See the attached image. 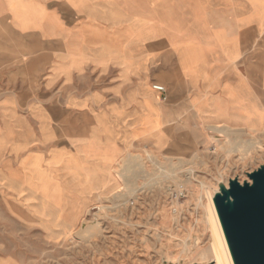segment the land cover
Returning a JSON list of instances; mask_svg holds the SVG:
<instances>
[{
  "label": "crops",
  "instance_id": "1",
  "mask_svg": "<svg viewBox=\"0 0 264 264\" xmlns=\"http://www.w3.org/2000/svg\"><path fill=\"white\" fill-rule=\"evenodd\" d=\"M263 132L264 0H0V184L27 154L89 207L137 151L187 170Z\"/></svg>",
  "mask_w": 264,
  "mask_h": 264
},
{
  "label": "rangeland",
  "instance_id": "2",
  "mask_svg": "<svg viewBox=\"0 0 264 264\" xmlns=\"http://www.w3.org/2000/svg\"><path fill=\"white\" fill-rule=\"evenodd\" d=\"M220 142L196 154L187 170L151 150L137 151L134 162L118 164L126 173L116 169L123 187L89 207L76 188L56 179L57 186H31L37 181L27 178L22 156L21 179L0 184V264H215L206 192L229 178L249 180L246 173L264 165V132ZM174 190H185V197L171 200Z\"/></svg>",
  "mask_w": 264,
  "mask_h": 264
},
{
  "label": "water",
  "instance_id": "3",
  "mask_svg": "<svg viewBox=\"0 0 264 264\" xmlns=\"http://www.w3.org/2000/svg\"><path fill=\"white\" fill-rule=\"evenodd\" d=\"M218 183L213 203L234 264H264V165Z\"/></svg>",
  "mask_w": 264,
  "mask_h": 264
},
{
  "label": "bare ground",
  "instance_id": "4",
  "mask_svg": "<svg viewBox=\"0 0 264 264\" xmlns=\"http://www.w3.org/2000/svg\"><path fill=\"white\" fill-rule=\"evenodd\" d=\"M248 142L251 144V143H254V140L251 139ZM136 175H137V173H136ZM134 176H135V174H134ZM128 185H130V184H128ZM212 191H213V193H208L209 191L206 192L208 195L207 198H208V202H209V207L211 208L213 219L215 221V225L212 228V242L208 248V252L211 254V258L213 259L215 264H234L232 261V257H231L229 248L227 246L225 237H224V233H223V230H222V227H221V224H220L214 203H213V199H212L213 194L215 193L216 189H213ZM93 226H92V224H89L90 228ZM65 232H67V231H65ZM90 234H92V232Z\"/></svg>",
  "mask_w": 264,
  "mask_h": 264
},
{
  "label": "built area",
  "instance_id": "5",
  "mask_svg": "<svg viewBox=\"0 0 264 264\" xmlns=\"http://www.w3.org/2000/svg\"><path fill=\"white\" fill-rule=\"evenodd\" d=\"M152 87L157 90V91H160V92H163L164 91V87L160 84H153ZM170 198L171 200H175V201H178L180 200L181 198H184L185 197V190H174L170 193ZM173 211H176L175 209Z\"/></svg>",
  "mask_w": 264,
  "mask_h": 264
}]
</instances>
